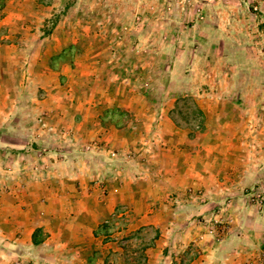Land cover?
<instances>
[{"label": "rangeland", "instance_id": "374dc122", "mask_svg": "<svg viewBox=\"0 0 264 264\" xmlns=\"http://www.w3.org/2000/svg\"><path fill=\"white\" fill-rule=\"evenodd\" d=\"M226 130L242 132V162L263 181L217 204L197 180L222 162ZM81 184L100 209L97 238L52 257L25 244L52 193L68 229L83 223L66 200ZM115 193L123 202L107 206ZM261 210L264 0H4L0 264H201Z\"/></svg>", "mask_w": 264, "mask_h": 264}, {"label": "crops", "instance_id": "0c3cea01", "mask_svg": "<svg viewBox=\"0 0 264 264\" xmlns=\"http://www.w3.org/2000/svg\"><path fill=\"white\" fill-rule=\"evenodd\" d=\"M238 119V118H236ZM223 134V141L227 143L228 146L223 148L221 151V157L222 162L215 164L214 167L211 169H208L207 167H202L200 171L203 173V175L200 177V180H197L198 186L205 187V188H214L216 191H219L221 194V197H216L215 202L218 203H234L236 201L235 197H232L229 200L224 195V192L226 190H229V193L234 192L233 188L237 189L242 186H251L254 185L255 182L259 181L262 182V173L263 170L260 168V166L255 165L254 166H248L245 167L243 164V160L241 159L243 155V151L240 150L241 144H242V132L236 131H224ZM230 141V143H228ZM243 149V148H242ZM250 150V149H249ZM224 156V158H223ZM231 156L230 159L228 157ZM169 160V158L167 159ZM225 161H228V163H225ZM170 162V161H169ZM171 166V165H169ZM177 169H182L183 172V178L186 180L188 178L189 174L191 173L192 168L189 165V162L187 164H184L183 167H180V165H177ZM84 174H80V172H74V175L67 176V178H70L69 180L65 178L68 182H71V187L73 185H77L78 183L75 181L77 180V177L80 178L82 184L86 182L87 176L89 177V171H84ZM205 172V173H204ZM245 174V175H244ZM78 175V176H75ZM74 180V181H73ZM62 181V180H61ZM50 184V182H49ZM83 187V191L80 192L78 196H71L66 197L69 199L68 203L73 204L70 207V212L73 214H69L71 216L70 220L73 222H78L79 220H82V224H77L71 226L70 229H68L67 220H61V216L59 215L61 211H63L62 205L63 199L58 196V193H52L51 197L48 198V208L49 210L52 209L47 215L43 217H38L40 222L42 223L38 224L35 222V226L33 229H31L28 233L29 239L27 242H24L25 244L31 245L30 248L32 249H41L43 250V253H45V257H50L51 252L58 254L67 250V247L73 248L72 250H69L72 252V254H76V252L80 251L79 246H76V244L86 241H92L93 239H96L95 237V229L98 224V220L101 218L99 215L100 209L96 208L94 205V196L93 194H89L86 192L87 184ZM232 189V190H231ZM230 193V194H231ZM63 197V196H62ZM120 199H117V198ZM126 198V197H125ZM223 198H226L223 199ZM110 200V201H109ZM109 200H106L107 206L110 207V205H114L117 202L124 200L123 193H115L112 194V197L109 198ZM218 200V201H217ZM211 204V203H207ZM50 206V207H49ZM225 207H222V214L224 213ZM55 214V215H54ZM223 216V215H222ZM14 217L9 218L10 222H16ZM264 221V211L261 210L259 212V215H257L255 219V226L251 227L249 231H245V233H242L241 235L235 234L232 244L228 245H222L220 244L218 249H208V253L206 257H203L204 259H201L199 263L204 264L202 260H205V264H209L211 262L212 257L219 258V263L217 264H245L248 260V257L251 254V251L260 250L262 248L261 240L264 239V231H261L259 221ZM46 222V223H45ZM264 226V224H262ZM15 226H8V234H12V231L15 230ZM235 228V227H233ZM254 228V229H253ZM264 228V227H262ZM258 230V231H256ZM43 231V233H42ZM255 231V232H253ZM26 233V232H25ZM15 235V231L13 232V236ZM41 235V237H40ZM234 235V234H232ZM40 237L37 239L36 237ZM243 236H250L251 239H248L247 242L238 246L236 249H232L235 243L242 242ZM261 236V237H260ZM260 237V238H259ZM16 241L14 238L11 242ZM245 241V240H244ZM74 242V243H73ZM22 244L23 242H19L18 244ZM46 251H50L49 256H46ZM81 252V251H80ZM64 253V252H63ZM62 253V254H63ZM223 253V254H220ZM222 255V257H220ZM52 257V255H51ZM62 257V255H61ZM53 258H51L52 260ZM58 260H60L58 258ZM192 262L191 264H194Z\"/></svg>", "mask_w": 264, "mask_h": 264}, {"label": "built area", "instance_id": "2783aa9c", "mask_svg": "<svg viewBox=\"0 0 264 264\" xmlns=\"http://www.w3.org/2000/svg\"><path fill=\"white\" fill-rule=\"evenodd\" d=\"M245 264H264V249L260 248L258 252L252 253Z\"/></svg>", "mask_w": 264, "mask_h": 264}, {"label": "trees", "instance_id": "16d2710c", "mask_svg": "<svg viewBox=\"0 0 264 264\" xmlns=\"http://www.w3.org/2000/svg\"><path fill=\"white\" fill-rule=\"evenodd\" d=\"M4 6V0H0V9H2Z\"/></svg>", "mask_w": 264, "mask_h": 264}]
</instances>
